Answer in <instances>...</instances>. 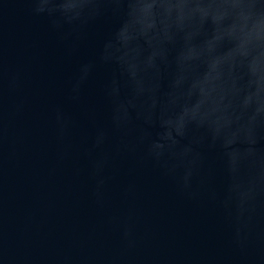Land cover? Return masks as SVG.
I'll return each mask as SVG.
<instances>
[{
    "label": "water",
    "instance_id": "obj_1",
    "mask_svg": "<svg viewBox=\"0 0 264 264\" xmlns=\"http://www.w3.org/2000/svg\"><path fill=\"white\" fill-rule=\"evenodd\" d=\"M261 0H0V264H264Z\"/></svg>",
    "mask_w": 264,
    "mask_h": 264
},
{
    "label": "clouds",
    "instance_id": "obj_2",
    "mask_svg": "<svg viewBox=\"0 0 264 264\" xmlns=\"http://www.w3.org/2000/svg\"><path fill=\"white\" fill-rule=\"evenodd\" d=\"M261 5H264V0H261ZM259 14L264 15V12H259Z\"/></svg>",
    "mask_w": 264,
    "mask_h": 264
}]
</instances>
